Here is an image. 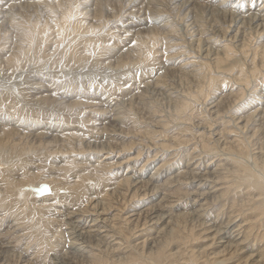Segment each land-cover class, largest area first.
Returning <instances> with one entry per match:
<instances>
[{
  "label": "bare ground",
  "instance_id": "bare-ground-1",
  "mask_svg": "<svg viewBox=\"0 0 264 264\" xmlns=\"http://www.w3.org/2000/svg\"><path fill=\"white\" fill-rule=\"evenodd\" d=\"M11 1L13 2V0H0V18H7L6 16L15 14ZM38 1L46 2V5L42 7V12H44L42 16H45L43 23L39 18H36L33 23L25 24L16 16H12L10 24L15 31L14 37L16 40L14 45L9 46V42H3L0 37V42L3 44L0 45V68L6 75L9 70H18L20 69H17L18 66H25L32 61L33 66L36 68L37 61L41 60V57L51 61L52 69L57 68L53 73L49 74L42 73L37 67L38 69H35V73L27 78L26 84L24 85V82L21 84L23 87L21 99H16L11 89L0 91V121L12 120L7 125L0 123V208H4L0 210V256L4 258V261L12 255L16 258V264H37L31 258L22 259L28 257V254L25 256L23 249L20 250V253H14L15 250L11 253V249H8V247H11L8 246L10 241H2V239L9 237L7 236L9 234L10 239L16 238L20 232H18L16 222L27 218L28 215L36 216L39 219L37 221H41L42 224H50L49 220L45 218L49 219L47 213L49 208L54 206L53 210L56 214H51L52 220L60 217L59 219L62 221L61 227L66 226L64 237H66V241L69 242V246L73 249L71 251L76 255L77 260L85 259L83 264L85 262L87 264H128V262L130 264H141L140 261L145 264H264V224L257 227L256 232L254 231L256 229L255 225H250L245 231V224H232L233 220H229L230 222L226 224H211L213 221L210 223V220H204L208 217L205 211L210 205L205 200L209 199L208 190L206 189H198L196 192L193 190L194 192L189 193L188 199L194 209L192 213L190 211V213L184 212V210V213H179L185 216V219L187 218L186 216H191V220L195 216L204 218L202 222L200 218L196 219L198 223L201 222L199 224H180L182 220L170 224L173 220V215H177L173 214V212V215L170 213L172 220L170 218L167 222L168 224H162L169 217L165 215L163 208L171 207L174 209L177 204L175 199L170 198L173 194L169 190L168 193L172 195H169L167 191H162L163 197L159 202L153 203L150 199L144 204L142 210H139V207L133 204L132 200L140 196V191H143L142 188L149 189L146 190L145 195L150 193V195L154 196L161 191V183L158 184L161 176H168L170 173L167 179L165 178L166 183L170 185L178 177L183 180V173L186 172L184 177L189 182H197L198 185L208 186L211 184L210 181H214L215 178L217 180L221 179L219 174H222V168L219 171H215V173L211 171L202 173L187 167L188 171L181 172L179 170L178 175L171 177L172 172L165 171L164 167L166 166L161 164L153 172V175L145 180L147 175L142 174L141 169L143 167L138 169L136 163H126L129 162L130 158L131 160H136L141 155L139 150L136 156L132 155L127 161L117 159L114 163H107L102 159L104 156L108 158L109 155L120 156L126 150L130 151V149L135 150L137 148V138L133 139L131 137L136 136L137 123L130 116L135 114L134 105L138 103L137 99L148 98L142 92L140 96L136 97V100L132 98L130 100L125 97L123 101L121 96H117L118 93L114 96L115 92L111 93L107 88L110 87V89L115 90L114 88L120 83L119 80L122 78L126 79L130 75L128 73L130 64L140 65L141 63L152 62L156 58L154 53L157 47H162L163 50L161 48L159 50H161L163 57H166L167 61H171L174 69L176 67L181 69L183 75L186 78H190L192 83L194 82L192 84L194 87L190 85L192 88L188 90H183V87L180 88L179 83L178 85L174 84L175 79L171 80V83L168 81V84H166L167 79L163 80L161 75L155 78L156 81L153 84L151 83V90H154L153 93L156 90V93H159V90L161 92L163 90V93L169 92L170 100L168 101L172 105L169 106L170 108L172 107L170 113L175 116L171 120H179V117L183 114L187 115L186 111L187 113L188 111L193 112L200 98H208L211 95L212 98L209 104H213L214 110L211 111L204 105L205 118H203V121L210 123L213 120L215 124L217 120L221 119L223 126L219 130L224 135L228 132H226L228 129L225 124L229 121L235 122L236 129L241 128L242 132L253 130L252 136L243 135L241 137L237 135L238 137L235 140L230 141L229 139V142L224 143V146H219L221 149L217 151H222L223 154H230L229 156L231 157H228V159H234L233 162L238 167L233 172L241 175L238 180L240 182L243 181V183H249L248 186H252L253 190L259 192L258 198L252 194L253 196L248 198L247 202L249 201L252 206L254 204L255 208H253L264 215V106H261L264 105L262 103L264 101H261V99H264V91L262 90L258 93L255 88V91L250 92L254 94L253 97L250 95L242 104H237L238 100H243L246 96V87L250 84L251 77L253 78V76L257 75L261 70L260 68L264 66V43L260 45L263 56L259 66L255 62L257 53L251 59L253 61L250 63L252 64L250 66L251 69L249 67L245 68V61H241L249 56L247 55L248 47L250 46L248 42H252V34L255 31L258 34L264 32L263 1L256 5L255 10H252L249 4H245L243 12H241L242 4L236 7L231 5V0H203L207 13L213 17L222 15L228 20L226 27H223V30L221 29L224 31L223 34H220L222 36L221 39L219 38L220 35L213 31L214 25L210 24L207 27L205 23L200 21L199 16L195 14L197 13L195 7H191L194 0H169L168 6L173 9L175 7L179 8L177 10L178 19L177 17L170 19L168 16H164L162 20L166 21L165 25L160 26L151 24L146 26L147 24L145 23L149 19L152 22L159 23L155 19V15L161 18L163 12L171 13V11L166 12V9L160 8L165 3H161L159 6L156 3L155 7L152 6L151 3L157 0H147V3L144 0H124L127 6H130L132 2L134 6L135 2L144 1L141 6H148V12L143 13L140 10L139 13H141V16L145 15V18H138L131 11L133 9L131 7L122 10L124 15L120 19L111 21L103 18L99 22H97V11L103 4L99 0H85L87 2L86 5H83V7L77 6L79 12H76V7L74 6H64V2L71 0ZM197 1L198 3L200 2V0ZM27 2L28 4L37 3L30 0ZM72 2L74 1L72 0ZM34 7L40 6L37 4ZM55 7L61 10V14H55ZM193 10L195 12L191 14ZM246 12H248V16H245ZM243 13L245 15H242ZM78 16H83V18L93 22L79 20ZM159 21L161 22V20ZM133 22L146 24V28H144L145 34H140L138 31V35H132L131 26H127L134 24ZM182 25L184 27L178 29ZM161 26L167 27L165 29L167 33L159 31ZM52 30L55 34L54 36L51 34ZM230 31L234 32L233 35H230ZM218 32L220 33L221 31L218 29ZM227 32L229 34L226 35L225 33ZM165 33L166 35L163 36L162 34ZM171 36L172 38H169ZM67 37L71 40V46L63 48V41ZM241 40H243L242 45L238 49L233 44ZM239 53L242 56H239L240 58L237 60L242 62V64L234 66L240 69H238L239 75L233 81L242 83V85L237 91L233 90L235 93H227L226 88L233 78L230 81L224 78L228 82L226 80L224 82L222 79L223 88L222 86L218 88L219 86H214L218 77L213 72L224 69L225 63L232 61V58ZM63 66L73 68L76 71L77 75L74 79L68 80L66 78L67 74L65 75L63 70H61ZM58 67L60 68L59 70ZM84 68H88V70L83 71ZM230 75L233 77L232 74ZM38 79L40 80L35 83ZM99 79L101 80L99 81ZM182 85L184 86V84ZM256 85L259 84L256 83ZM126 88L128 87L122 84L117 89H121L122 92ZM41 90H46L47 92L43 93ZM34 91L35 93H32ZM145 91H149V88L146 87ZM85 95L92 98H84ZM21 102L26 103L22 104ZM230 108L236 109V111L239 109L242 115L237 114L236 116L232 114L229 111L231 110ZM247 109L248 111H246ZM180 114L182 115L179 116ZM190 115L191 113H188L189 117H187L191 118ZM162 120H157L156 122L161 123ZM240 122L243 123L241 126L237 124ZM250 122L253 124L252 128L249 127ZM36 123L38 124L36 125ZM128 125H132L134 129L131 130L130 126L126 132L123 128ZM157 125L159 127V124ZM256 125L258 127H255ZM161 126L167 127V124L163 123ZM197 126L199 125L197 124ZM208 130L210 136L215 135L214 132L218 135L216 130L212 129V131L209 128ZM258 132H260L259 135H257ZM129 136L133 139L130 140V143L120 141L121 138ZM255 136L257 138L256 141L251 140ZM217 140L215 142L221 141L220 139ZM215 144L218 148L217 143ZM203 145L210 151L216 152L208 141L203 143ZM232 148L237 151L232 150ZM86 150L91 155V162L80 159L77 162L72 161L73 163L71 161L61 163L62 165L53 163V161H61L59 158L61 156L64 157L72 152H83ZM122 154L124 155L125 153ZM248 159L252 160L255 166H252ZM5 163H7V167L4 168L6 166L4 165ZM30 166L34 167V169H31ZM124 169H130V173L122 175ZM52 171H56V173L51 174ZM89 180L95 181L96 185L92 186L91 183H86ZM42 184H46L49 187L50 191L48 194L37 195L30 189V187H40ZM211 185L209 187L212 189L214 186ZM28 186L30 187L27 188ZM236 186L238 187L237 184ZM62 189H70L72 192L69 196H66L67 194L61 195L60 190ZM18 194L23 195L24 199L20 200L17 198ZM32 196H35L38 200L30 199ZM162 200H165V203ZM202 200L205 201L201 202ZM126 207L130 208L127 212ZM6 209H12L16 213L12 217L18 215L16 220L15 218L12 219L14 222L11 220V213ZM159 209H161L160 212ZM113 211H116L113 215L114 217L112 219L108 218V215ZM238 215L240 214L234 217L236 218ZM177 219L179 218L177 217ZM141 220H144V224L142 222V224H138ZM152 221L155 224L150 227L152 231L156 229L158 231L156 233L159 235V238L157 236L153 238L155 245L149 251L153 257L148 256L147 251L139 247L140 245L145 246V243L134 242L133 244V241L130 240L140 230V226L145 227L143 225H147V223L149 224ZM133 222L135 223L128 229L127 226ZM6 224L11 225L5 226ZM125 225L127 226L125 227ZM6 227H8L7 230H5ZM146 228H149V225ZM261 228L263 229L262 231H260ZM43 229V227L41 230L39 229L37 234L41 238L40 242L49 247V243L46 242L47 234H45L46 237L43 236L46 232ZM195 231H199L198 240L203 236L202 232H205L203 237L208 240L206 246L203 248L199 247L197 252L192 246ZM68 237H70L69 241ZM117 240L120 242L112 244L113 241ZM122 244H127L126 250H123ZM13 248L14 245L12 246ZM71 251L68 254L65 253L67 257H74ZM129 252H138L142 256H139V254L137 256L133 254L126 255ZM58 264H60L59 261Z\"/></svg>",
  "mask_w": 264,
  "mask_h": 264
},
{
  "label": "rangeland",
  "instance_id": "rangeland-1",
  "mask_svg": "<svg viewBox=\"0 0 264 264\" xmlns=\"http://www.w3.org/2000/svg\"><path fill=\"white\" fill-rule=\"evenodd\" d=\"M27 1L28 0H22V1L21 0H15V1L13 0L14 3L11 1L10 3H12L14 5L13 6L11 4L12 7H13V12H15V14H12V16H16L20 21L24 22L25 24L26 23L27 24L33 23L36 18H39V20L43 23L45 16H42V15H44V14H42V13H44V12H42V9H43L42 7H43V5L44 6L46 5V2L45 1H38V0H30L31 2L32 1L33 2H37L38 1V2L34 3V4L33 3H29L28 4ZM73 1L74 2H72V0L64 2V6H67V7L74 6V7H76V12H79V9L77 8V6L83 7V5L87 4V2H85V0L84 1L83 0H73ZM144 1L146 2L147 0H144ZM144 1H137V2L134 3V6H133V2H132V3H130V6L129 5L127 6V4L125 3L124 0H121V1L120 0H99V2L100 3L103 2V4L100 6L99 11H97V18H98L97 22H99L103 18L110 19L111 21H113L115 19H120L124 15L122 10L131 8V7L133 8L131 11H133V13L136 16H138V18H140V17L141 18H143V17L145 18V15L141 16L140 15L141 13H139L140 10L143 13H147L148 12V6H146V5L141 6L142 2H144ZM151 1H155V0H151ZM262 1L264 3V0L245 1L247 3H245L244 1L241 2V0H231V3H232L231 5H235L236 7L237 6L239 7V4L240 5L242 4L241 12H243L244 7L246 6L245 4H249V7L252 10H255L256 5L261 3ZM15 2H16V4H15ZM138 2H140V3H138ZM168 2H169V0H164V1L157 0L154 3H151L152 6H154V7H155L156 3H158V6L161 5V3H165L163 6H160V8L166 9L165 10L166 12L167 11L168 12L171 11V13L163 12L161 14V18L159 16L155 15L156 16L155 19L158 20L159 23L152 22V21H150L151 19H149L147 22H145L147 24V25L145 24L146 26H148L150 24L153 25V26H155V25L156 26L165 25L166 21L164 22L162 20L164 18V16H168L170 19H172V18L175 19L177 17V19H178L179 14L177 13L178 12L177 10L179 8L175 7V9H173L172 7L168 6L169 5ZM37 4H39L40 7H37V8L34 7ZM131 4H132V6H131ZM122 5H124V6H122ZM174 5H172V6H174ZM193 6L195 7L196 12H197L195 14L197 16H199V19H200L201 22L205 23L207 27H209L210 24L214 25V27H213L214 30L213 29L212 30L216 31L217 35L223 34L224 31H222V30H223V27H226V25H227V22H228V20H226L227 18L222 17V15H218V16H215V17L211 16L209 13H207L203 0H200L199 3H198L197 0H194L193 3L191 4V7H193ZM55 8H56L55 14H61V10L58 7H55ZM194 12H195V10H193V12H191V14H193ZM114 13L116 14L115 16H114ZM176 13H177V15H176ZM247 13L248 12H246V15L243 13L242 15L248 16ZM164 14H166V15H164ZM170 14H171V16H170ZM12 16L10 14L9 16H6L7 18H2V17L0 18V37L2 38L3 42L4 41H7V43L9 42V44H10L9 46H13L14 45V41L16 40L15 37H14L15 36V31L13 29L14 27L12 28V26L10 24L11 23L10 19L12 18ZM78 17H79L78 18L79 20H82V21L86 20L87 22H93V21L87 20L86 18H83V16L82 17L78 16ZM48 19H50V18H48ZM159 20H161V22ZM111 21H110V23H111ZM126 23H128V22H126ZM140 25H142V26H140ZM145 25H144L143 22H141V23L138 22V23L130 24L127 27L131 26V28L133 30L132 31V35L133 34L134 35H138V33H137L138 31H139L140 34H145L144 33V30H145L144 28H146ZM23 27H25V26H23ZM68 27L70 28V26H68ZM183 27H184V25L180 26L178 29L183 28ZM166 28L167 27L161 26V28H160L161 30H159V31L160 32H166V30H165ZM54 29H55V27H54ZM218 29H219V31H221L220 33L218 32ZM54 31L56 33V29ZM166 33L162 34V35L165 36ZM233 33L234 32L230 31V35H233ZM51 34L53 36L55 35L53 33V30L51 31ZM225 34L227 35V34H229V32H227ZM252 35H253V39L251 38L252 42H250V41L248 42V43H250L249 47H251L250 49L248 47L247 55H249V56H247L245 59L241 60L243 62L245 61L244 62V64H246L245 68L249 67L250 69H251L250 66H252V64H250V63L253 62L251 59H253L255 53H257V55L255 56V62L257 63L258 66L261 64L263 55H262V48H261L260 45H262V43H264V32H261L260 34H258L255 31V33H253ZM169 38H172V36L169 37ZM219 38L221 39L222 36L220 35ZM69 40H70L69 37H67L65 39V41H63V44H62L63 48L64 47L65 48H69L71 46V40L70 41ZM0 41H1V39H0ZM242 41L243 40H241L239 42L238 41L234 42L233 45L234 46L236 45V48L240 49L241 48L240 45H242ZM222 44H224V43H222ZM0 45H3L2 42H0ZM160 48L163 50L162 47H160ZM160 48L157 47V50L154 53L156 58L152 62L141 63L140 65H137V64H130L131 66L129 65L130 68H128L129 69L128 73L130 75L127 76V78L125 77L126 79H124V78L120 79L119 80L120 81L119 85L117 84L118 86H122V84L124 86H127L128 88H126L125 91L123 90L121 92V89H117L118 86H116V88H114L115 90L110 89V87L107 88V90L111 91V93L115 92L113 94L114 96H116V94L118 93L117 96L118 95L121 96L123 101L125 100L124 99L125 97L130 99V100H131V98L133 100H136L137 99L136 97L138 95L140 96V94L142 92H144L146 97H148L149 99L145 98V97H144L145 99L138 98L137 99L138 103H136V105H134V108H135L134 113L136 115L135 114H131V116H130L137 123V125H136V128H137L136 136H131L133 139L137 138L136 139L137 140V148L135 150L134 149H130V151L126 150L125 152H122V153H125L124 155L122 153H121L120 156L109 155L108 158H106L104 156L102 159L104 160V162H107V163H114L117 159H120L121 161L122 160L123 161H127L128 158H130L132 155L136 156L137 153H138V150H139L141 152V155L136 160H131V158H130L128 160L129 162H126V163H128V164L129 163L130 164L136 163L137 166H138V169H141L143 167L141 169L142 170V174L143 175H147L145 180H147L150 176H152L153 172H155L157 170V167L159 165H161V164H164L166 166V167H164L165 171L167 170L168 172H172L171 173V177L176 176V174L178 175L180 171L181 172L182 171H188L189 170L188 168L196 169V171L198 170L199 172H202V173H205V172L208 173L209 171L215 173V171H219V169L222 168L221 169L222 170V174H219V175H221V179L217 180L215 178L214 181L216 180L215 181L216 183L214 181H210V183L212 184V185L211 184L210 185L214 186L212 189L209 187L210 185L201 186L202 184L198 185L197 182H189V180H186V177H184L186 172L183 173V180H182V178L178 177V179L176 178V181L175 180H174V182L172 181L173 184L168 185L166 183V179L170 175V173H169L168 176H161L160 179H159L158 184L161 183V187H160L161 191L157 192L156 195H154V196L150 195V193L145 195V192H146V190L148 188H146V189L142 188L143 191H140V196L136 197V198H134L132 200L133 204L134 205L136 204V207H139V210H142L144 208V204L146 202H148L150 199H151V201H153V203L154 202L157 203L163 197L162 191H165V192L167 191V193L170 191L173 194L172 195L171 193H168L169 195H172L170 198L175 199L176 200L175 203H177V204H176V207H174V209L171 208V207L170 208L166 207V209H168V211H166V209L163 208V210H165V215H167V217L168 216L169 217H168L167 220H165V222H162V224H168L167 222L171 218L170 217V213H171V215H173L174 213L177 214V215H173V217H172L173 220L171 218L172 222H170V224H174L178 220L179 221L182 220L180 222V224H192V223L193 224H199V223L202 222V220L204 218L202 219V217L195 216V218L191 220V216L190 217L186 216L187 218L185 219V216H183L182 214H179V213H184L186 211L188 213H190V212L192 213V211L194 209L192 208V205H191V203L189 202V199H188L189 193L190 192H194L193 190H195V192H196V191H198V189L199 190H205L206 189V190H208L209 199L207 198L205 200H207L210 205L208 206V209L205 211L206 215L208 217H207V219H204V220H210V223L213 221L211 224H220V223L221 224H226V223H229L230 221L233 220L232 224H245V226H244L245 231L247 230V228L250 225H255L256 229L254 231L257 232V227H259L260 225L264 224V215L262 213H260L258 210L254 209L255 205L254 204H253V206L250 205L251 203L249 201L247 202V199L250 198L253 195H255V197L258 198V196H259L258 193L259 192L257 190H253L252 186L251 187L248 186L249 183H247V182L243 183V181L240 182L238 180V177H240L241 175L238 174V173H234L233 172V170L238 169V167H236L237 166L236 163L234 164V162H233L234 159H231V158L228 159V157H231V156H229L230 154H223L222 151H217L218 149H221V147H219V146H224V143L226 144V142L229 139H230V141L231 140L232 141L235 140V138L238 137L237 135H240L241 137H243V135H245V136H250L251 135L252 136L253 130H251V131L250 130H247V131L245 130L244 132H242L241 128L236 129L235 122L229 121V122H227L225 124V126L228 129V130H226V132L227 131L228 132L225 133V135H224L219 130V129H222V126H223V123H222L221 119L217 120V123H215L216 125L213 123L214 121L211 120V119H210L211 120L210 123L209 122L206 123L205 121H203V118H205V106H207L206 108L211 109V111L214 110L213 107H212L213 104H209V102L211 101V98H212L211 95H209L210 97L208 96V98L207 97H205L203 99L200 98L199 102H197V104L195 105L196 107L193 109V112L192 111H190V112L188 111L189 114L191 113V115H190L191 118H188L189 116H188V113L186 111L185 113L187 115H184L183 113H182L183 115L180 114L179 116H181V115L182 116L179 117L180 118L179 120L178 119L177 120H171L172 118H175V116H172V114L170 113L172 111V107L170 108L169 106H172V105H171V102L168 101V100H170L169 92L168 93H163V90H162V92L159 90V93L157 92L158 93L157 94L156 93L157 90H156L153 93L154 90L153 89L151 90V83L153 84L154 81H156L155 78H157L158 76L161 75V76H163L162 77L163 80L167 79L166 80L167 81L166 84H168V81L171 83V80L175 79V83L174 84L178 85V83H179L180 88L183 87V90H185V89L188 90L189 88H192V86L194 87V85H192L194 82L192 83L190 78H188V77L186 78V76H184L183 73L181 72V69H177V67H176V69H174V65L171 63V61H167L166 57H163L161 50H159ZM233 48H235V47H233ZM6 50H7V48H6ZM10 50H11V48H10ZM256 50H257V52H256ZM1 54H3V52H1ZM250 55H252V56H250ZM239 56H242V55L239 53V54H237V56L232 58L234 61L232 60V61L226 62L224 69H220V71L213 72V73H215L216 77H218V79L216 80V83H214V86H216V87L219 86L218 88H220L223 85V81L225 82L226 79L228 81H230L231 78H233L231 80V83L227 86L226 92L227 93L228 92L229 93H235V92H233L234 89H235V91H237V89L241 88L242 83H238V82L236 83L235 81H233V80H236L234 78L239 75V70L238 69H240V68L234 67V66L242 64V62H238V60H237V59L240 58ZM233 62H234V64H233ZM32 63H33V61L28 63L25 66H18L17 69L20 68L18 70H16V69L15 70H9V73L7 75L0 68V91H2V90L5 91V89H11L13 91V96L16 99H21L22 96H23V94H22L23 87H22L21 84L23 82H24V85L26 84L27 78L29 77V75L32 76V74L35 73L34 72V71H36L35 69L39 68L38 70H41L42 73H49V74L53 73L54 70L57 69V68L56 69L55 68L52 69L51 64H50L51 61L48 60V59H45L43 57H41V60L37 61V67L38 68L37 67L35 68ZM59 69L60 68L58 67V70ZM260 69L261 70H260L259 73H257V75H255V76L252 75L253 78L251 77L252 80L249 81L250 84L247 85V87H246V96L243 98V100H238L237 104H239V105L242 104L245 100L248 99V97L250 95H251V97H253L254 94H251L250 93L251 91L257 90L258 93H260L262 90L264 91V89H262L264 87V66L262 68H260ZM61 70H63L65 75L67 74L66 78L68 80L74 79L75 76L77 75L76 71L73 68H70V67H67V66H63L61 68ZM87 70H88V68H84L83 69V71H87ZM230 70H232V71H230ZM2 72H4V73H2ZM10 72H12L13 74L12 73L10 74ZM230 74H232L233 77H231ZM182 76H183V78H182ZM219 76H220V78H219ZM224 78H226V79H224ZM222 79H223V81H222ZM39 80L40 79L35 81V83H37ZM100 80L101 79H99V81ZM133 80H134V82H133ZM8 81H10V82H8ZM143 82H145V83L141 84ZM180 82H181V84H180ZM10 83H11V85H10ZM256 83H258L259 85H256ZM45 84H47V83H45ZM138 84H139V87H138ZM182 84H184V86ZM142 85H144L145 87L142 86ZM190 85H192V86H190ZM252 85H254V86H252ZM7 87H9V88H7ZM146 87L149 88V91H147V92L145 91ZM258 87H260V88H258ZM140 88H142L143 90L140 89ZM222 88H223V86H222ZM41 92L46 93L47 91L46 90H44V91L41 90ZM32 93H35V91L32 92ZM157 97H159V98H157ZM84 98H92V97H90L88 95H85ZM130 100H128V101H130ZM249 100H251V99H249ZM262 100L264 101V99H261V101ZM149 101H151V102H149ZM147 102H148V104H147ZM21 103L24 104L26 102H21ZM262 103H264V102H262ZM261 106H264V105H261ZM168 108H169V110H168ZM229 111L232 114H235L236 116H237V114L238 115H242V114H240L242 112L239 109H238V111H236V109L235 110L231 109ZM246 111H248V109ZM192 113H194V114L192 115ZM157 120H160V121L162 120V122L161 123H159V122L157 123L156 122ZM11 121L12 120H8L6 122L0 121V123H2L4 125H7ZM238 121H240V120H238ZM252 122H250L249 127H251V126L253 127V124H251ZM163 123H166L167 127L161 126V124H163ZM37 124L38 123H36V125ZM40 124H42V123H40ZM157 124H159V127H158ZM197 124L200 127L197 126ZM212 124H214V125H212ZM237 124L241 126L243 123L240 122V123H237ZM154 125H157V126H154ZM192 125H194V126H192ZM129 127H130L131 130L134 129L132 127V125H128L127 127H124L123 130L127 132L129 130ZM255 127H258V125H256ZM208 128L211 129V130L214 129V131L216 130L218 135H216V133L214 132L215 135H213V136L211 135L210 136ZM71 130H73V129H71ZM74 130H76V129H74ZM240 132H242V133L239 134ZM219 133H221V134H219ZM259 133L260 132H258L257 135H259ZM220 135L222 136V138H221ZM256 136H255V138H251V140L253 139V141H256V139H257ZM131 137L130 136L127 137V138L123 137V138L120 139V141H122V142L124 141L126 143H128V142L130 143L131 142L130 140H133ZM149 138H151V139H149ZM226 138H227V140H226ZM145 139H146V141H145ZM217 139H220L222 142L221 141H220L221 143L220 142H215ZM223 139H225L226 141L223 140ZM207 141H208V143H210L211 146L214 147L213 149H215L216 152L210 151L209 149H207L203 145V143H206ZM148 143H149V145H147ZM215 143H217L218 148H217ZM148 149H149V152H148ZM232 150L237 151L234 148H232ZM118 153H119V151H118ZM90 156L91 155L88 154L87 150L83 151V152L82 151H76L75 153L72 152V153H70V154H68V155H66L64 157H62V156L59 157L61 159V161L57 160V161H53V163H58L59 165H62L61 163H66L67 161H71V162L72 161H74V162L76 161L77 162L80 159L84 160V161H87V162H91L90 161V159H91ZM237 156H240V155H237ZM249 159H248V162L252 166H255L253 164V161L249 160ZM4 165H6V166H4ZM4 165H2V166H4V168L7 167V163H5ZM195 166H197V167L195 168ZM202 166H203V168H202ZM30 168L34 169V167H32V166H30ZM228 171H230V172H228ZM47 173H48V170H47ZM55 173H56V171H52L51 172V174H55ZM129 173H130V169H124L123 172H122V175H127ZM165 174H166V172H165ZM42 175H44V174H42ZM119 177H120V175H119ZM164 180H165V182H164ZM112 182H114V181H112ZM86 183H91L92 186L96 185L95 184L96 182L93 181V180H89ZM163 183H165V184H163ZM236 184L238 185V187L236 186ZM29 187L30 186H28L27 188H29ZM194 188H196V189H194ZM71 192L72 191L70 189H62V190H60L61 195H63V194L66 195L67 194L66 196H69L71 194ZM131 193H133V192H131ZM22 196L20 194H18L17 198H19L20 200H23L24 197H22ZM33 198L35 200H38L37 198H35V196H32L30 199H33ZM205 200H202L201 202H203ZM163 201L165 203V200H162V202ZM179 202H181V203H179ZM38 203L40 204V202H38ZM130 206H133V205H130ZM53 207L54 206L50 207L49 211L47 213L49 219L45 218V219L49 220L50 224H47V225L42 224L41 221H37L39 219H37L36 216L28 215L27 218L20 219L19 221L16 222L17 223L16 225L18 227V232L20 231L18 233V236L16 237L17 240H15L16 238H11L10 239V234H9V235H7L9 237H4L2 239V241L9 240L10 241L9 244L11 243V244L14 245V248L12 249L13 245H11V244L9 245L8 244V246H11V247H8V249H11L10 250L11 253L13 252V250H15L14 253L17 254V253H20V250L23 249V251H25V256H26V254H28V257H25V258H22V259L25 260V259H30L31 258L37 264H58V261H59L60 264H62V263L63 264L64 263L65 264H69V263L70 264H75V262H76V264H83L84 263L83 261H85V259L81 257L82 259L77 260L76 255L73 253V251H71L73 249L71 248V246H69V242L66 241V237H64L65 236L64 234L66 232L65 231L66 230V228H65L66 226H62L63 228L61 227L62 221L59 219L60 217L53 218L54 220H52L51 214H56V213H54ZM3 209L4 208H0V210H3ZM6 210H8L11 213V220L13 218H15V220L17 219L18 215H15V216L12 217V215L15 213V212L12 211V209H6ZM129 210H130V208L126 207V212L129 211ZM160 210L161 209H159V212H160ZM183 210H184V212H183ZM172 212H173V214H172ZM115 213H116V211H113L112 213H110L108 215V218L112 219L114 217L113 215ZM208 214H210V215H208ZM237 214H240V215H238V217L235 218L234 216H236ZM125 216H127V215H125ZM177 217L179 219H177ZM199 218L201 219V222L198 223V221H196V219L198 220ZM217 219H218V221H217ZM141 222L143 223L144 220L143 221L142 220L139 221L138 224H142ZM134 223L135 222L130 223L131 225H129V226L125 225V227L127 226L128 229H129V227L132 226V224H134ZM152 224H155L154 221L150 222L149 224L147 223V225H143L145 227L140 226V230L137 232V234L130 238V240L133 241V244H134V242L135 243H139V244H144L145 243V246H141L140 245L139 247L142 248L143 250L147 251L148 256H151V257H153V256L149 253V251L152 250V246L155 245V243H153V238L156 237V236H157V238H159L158 237L159 235L156 233L158 231L156 229H154L152 231V228H151V227H153ZM159 224H161V223H159ZM8 225H11V224H6L5 226H8ZM148 225H149V228H146V227H148ZM40 227L41 228L43 227L44 228L43 231L44 230L46 231V232L44 231L45 233H44L43 236L46 237L45 234H47V239L46 238L45 239H46V242L49 243V247H46L47 245H43L40 242L41 238L37 234L38 230L39 229L41 230ZM160 228H161V226H160ZM7 229H8V227H6L5 230H7ZM262 230L263 229L261 228L260 231H262ZM204 233L205 232H202L203 236H204ZM198 234H199V231H195V237H193V242H192V246H193V248L195 249L196 252L198 251L197 249L199 247L203 248L208 243V240L205 237H203V236L200 237V239L198 240ZM69 238L70 237H68V241H69ZM136 239H137V241H135ZM115 242L119 243L120 241H118V240L117 241H113L112 244H114ZM146 243H147V245H146ZM126 246H127V244H124V245L122 244L123 250H126ZM40 247H42V248L44 247V248L42 249ZM67 249H69V250H67ZM70 251H71V254L72 253L74 254V257L73 256L67 257L66 254H68V252H70ZM141 252H142V250H141ZM130 254H133L135 256H137L139 254V256H142L138 252H129L126 255H130ZM60 256H62V257H60ZM64 256H66L67 259L64 258ZM241 256H242V254H241ZM243 256H245V255H243ZM58 257H60V258H58ZM71 257L73 258L72 260H71ZM15 261H16V258H14L12 255H11V257L9 259H6L5 261H4V258L2 256H0V264H16ZM200 261H201V259H200ZM53 262H55V263H53ZM140 262H141V264H145L142 261H140ZM85 264H87V262H85ZM128 264H130V263L128 262Z\"/></svg>",
  "mask_w": 264,
  "mask_h": 264
},
{
  "label": "water",
  "instance_id": "water-1",
  "mask_svg": "<svg viewBox=\"0 0 264 264\" xmlns=\"http://www.w3.org/2000/svg\"><path fill=\"white\" fill-rule=\"evenodd\" d=\"M37 195L48 194L50 189L46 184H42L40 187H30Z\"/></svg>",
  "mask_w": 264,
  "mask_h": 264
}]
</instances>
